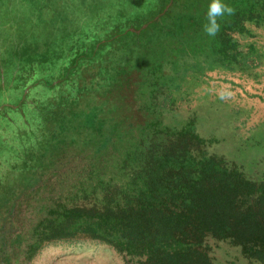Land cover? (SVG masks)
Instances as JSON below:
<instances>
[{
  "label": "trees",
  "instance_id": "obj_1",
  "mask_svg": "<svg viewBox=\"0 0 264 264\" xmlns=\"http://www.w3.org/2000/svg\"><path fill=\"white\" fill-rule=\"evenodd\" d=\"M165 1L97 47L99 38L77 43L67 62L60 55L69 47L30 34L31 16L42 26L39 1L0 0V30L9 35L0 44V264H28L43 245L78 238L110 246L124 264H213L211 244L220 240L264 264V178L209 153L190 126L162 123L156 108L172 80L164 64L192 56L244 70L249 52L235 35L264 21V0H223L235 14L218 18L215 37L203 30L210 0H184L190 10L172 15V31L156 30L170 9L139 32L126 30ZM27 81L38 84L19 104ZM11 88L16 105L1 106ZM38 88L45 93L33 95ZM86 101L105 106L98 141L69 117ZM63 116L70 139L59 135ZM22 177L37 184L23 190Z\"/></svg>",
  "mask_w": 264,
  "mask_h": 264
},
{
  "label": "rangeland",
  "instance_id": "obj_2",
  "mask_svg": "<svg viewBox=\"0 0 264 264\" xmlns=\"http://www.w3.org/2000/svg\"><path fill=\"white\" fill-rule=\"evenodd\" d=\"M37 1L42 4L40 7L41 15L43 14L42 26L33 27L34 21L31 16L30 34H33L32 30L35 29L42 43L69 47L60 55L67 62L81 47L79 45L76 47L77 43L83 41L82 43L89 44L99 38L95 45L97 47L106 39L110 40L119 35L117 33L112 38L107 37L115 28L122 29L127 22L142 19L160 2V0ZM173 1L166 0L155 15L140 26L129 25L126 30L139 32L149 22L158 19L170 9L171 17L167 22H161L156 30L172 31V27L176 26L172 21V15L179 19L190 10L187 1L180 0L179 5L172 6ZM30 9L32 10V6ZM248 28L251 32L249 35H235L243 49L249 52L243 71L214 65L204 58L192 56L185 57L179 67L164 64V70L172 80L169 88L159 96L156 108L160 112L162 123L175 129L190 126L199 138L205 141L202 146L209 153H216L226 161L236 163L251 178H264V21L259 25L250 23ZM52 31L55 33L52 34ZM4 39L8 40L9 35L0 30V44ZM32 41L33 36H30V42ZM251 45L254 48H250ZM33 73L35 72L32 71V77ZM60 80L61 78L54 79L52 83ZM28 81L19 104L24 100L27 102L26 94L32 86L38 84L37 81L32 84ZM40 88L33 95L45 93ZM9 91L6 96H10L11 102H4L1 106L16 105L13 100L19 98L20 93L12 88ZM86 103L87 101L69 117L76 119L87 139L98 141L102 133L99 115L104 113L105 106L100 107L95 102L91 105ZM58 118L61 121L59 135L64 139H70L71 119L64 116ZM50 152L45 150L42 157L45 158ZM25 178L19 180L21 189L27 190L31 182L37 184L35 180ZM12 206V201L2 204L7 211L11 210ZM11 216L10 214L8 221ZM3 223L8 224L6 219ZM210 257L213 264H260L250 261L238 246L226 240L211 244ZM28 264H124V261L110 246L87 238H78L43 245Z\"/></svg>",
  "mask_w": 264,
  "mask_h": 264
},
{
  "label": "clouds",
  "instance_id": "obj_3",
  "mask_svg": "<svg viewBox=\"0 0 264 264\" xmlns=\"http://www.w3.org/2000/svg\"><path fill=\"white\" fill-rule=\"evenodd\" d=\"M234 14L235 9L232 6L223 3V0H210L206 13L207 23L203 26L205 34L209 37L217 36L221 30V24L218 18Z\"/></svg>",
  "mask_w": 264,
  "mask_h": 264
}]
</instances>
